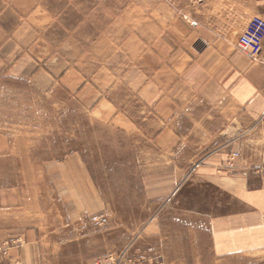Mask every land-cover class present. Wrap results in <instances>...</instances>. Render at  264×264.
Masks as SVG:
<instances>
[{
  "label": "rangeland",
  "instance_id": "1",
  "mask_svg": "<svg viewBox=\"0 0 264 264\" xmlns=\"http://www.w3.org/2000/svg\"><path fill=\"white\" fill-rule=\"evenodd\" d=\"M70 2L79 10L76 19L60 21L58 30L48 31L58 36L45 38L60 41L64 49L71 38L69 25L75 27V51L47 55L62 58L61 65L74 60L73 85L39 88L0 79V190L27 196L29 221L41 223L46 264H95L103 257L121 264H208V257L200 251L196 256L176 232L189 220L193 227L202 225L199 219L217 216L225 210L221 203L231 201L219 186L224 182L197 175L216 152L209 148L215 135L200 136L206 149L197 150L192 143L187 151L177 146L170 150L153 133L163 127L166 112L146 101V83L169 78L164 41L179 44V17L193 11L192 0ZM204 2L202 14L218 9L213 0ZM243 32L227 38L242 53ZM211 40L195 39L192 48L203 50ZM178 72L173 71V81ZM156 91L158 104L170 91L178 97L193 89L158 83ZM102 99L111 101L100 107ZM117 108L125 109L132 126L117 128ZM252 139L247 147L258 158L261 142ZM244 156L243 147L229 151L218 173L264 172V166L238 170L235 163ZM185 173L187 181L181 180ZM202 243L198 248L206 250L208 241ZM211 264H264V248Z\"/></svg>",
  "mask_w": 264,
  "mask_h": 264
},
{
  "label": "crops",
  "instance_id": "2",
  "mask_svg": "<svg viewBox=\"0 0 264 264\" xmlns=\"http://www.w3.org/2000/svg\"><path fill=\"white\" fill-rule=\"evenodd\" d=\"M205 4L204 0H192L193 11L181 12L179 33H176L180 36L179 44L172 46L170 40L169 46L164 41V70L169 78L162 84L158 82L167 87H192L193 92L177 97L170 91L157 104L158 83L150 79L146 83V101L154 110L157 106L166 112L161 116L163 127L153 133L161 135L160 139L169 144L170 150L177 146L187 151L192 143L197 144V150L206 149L208 146L203 145L200 136L215 135V142L209 148L213 147L216 152L205 160L197 175L207 177L208 181L224 182L219 186L231 194V201L221 203L225 210L217 216L206 221L199 219L202 225L193 227L189 220L186 227L175 231L179 238L186 239L196 256L200 251L201 257H208L207 262L211 264L264 248V172L249 171L247 176L239 171L218 173L228 152L242 147L245 156L235 163L238 170L264 166V120L260 121L264 116V49L260 61L252 64L237 45H228L227 41L228 37H237L246 29L253 14L264 15V0H213V6L217 4L218 9L214 8L210 16L201 13L200 7ZM77 11L70 0H0V79L52 89L60 83L67 87L74 83L77 74L74 60L61 65L62 58L47 55L73 53L75 27L69 25L71 38L67 47L63 45L64 49L59 48L60 41L46 38H56L58 35H49L48 31L58 30L60 21L75 20ZM165 35L169 36L168 31ZM169 37L172 39V34ZM199 38L212 39L211 44L195 51L192 43ZM175 69L179 76L173 81ZM134 94L139 98V92ZM110 101L102 99L99 106ZM117 109V128L132 126L125 109ZM171 110L176 113L171 114ZM252 138L261 142L258 158L247 147ZM189 178L185 173L181 180ZM26 205L27 196L22 192L0 190V238L10 235L25 240L23 245L13 247L9 259L0 264H46L41 249V223L37 218L35 222L29 221ZM148 229H152L151 224ZM204 240L208 241L206 250L203 246L198 248ZM87 259L85 262H89Z\"/></svg>",
  "mask_w": 264,
  "mask_h": 264
},
{
  "label": "built area",
  "instance_id": "3",
  "mask_svg": "<svg viewBox=\"0 0 264 264\" xmlns=\"http://www.w3.org/2000/svg\"><path fill=\"white\" fill-rule=\"evenodd\" d=\"M246 29L240 35L239 45L244 54H246L252 62H256L261 58L264 49V16H253ZM264 120V116L261 121ZM238 155V152H235ZM25 243L22 237L9 236L7 238H0V263L9 259L10 251L13 247L21 246ZM95 264H121V261L116 260L114 257H103ZM150 264H165L161 261H154Z\"/></svg>",
  "mask_w": 264,
  "mask_h": 264
}]
</instances>
